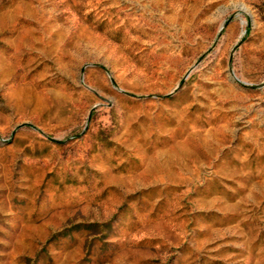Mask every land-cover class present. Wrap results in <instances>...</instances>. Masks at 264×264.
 I'll return each instance as SVG.
<instances>
[{"label":"rangeland","instance_id":"374dc122","mask_svg":"<svg viewBox=\"0 0 264 264\" xmlns=\"http://www.w3.org/2000/svg\"><path fill=\"white\" fill-rule=\"evenodd\" d=\"M0 264H264V0H0Z\"/></svg>","mask_w":264,"mask_h":264}]
</instances>
